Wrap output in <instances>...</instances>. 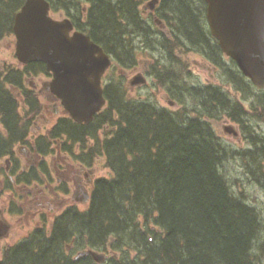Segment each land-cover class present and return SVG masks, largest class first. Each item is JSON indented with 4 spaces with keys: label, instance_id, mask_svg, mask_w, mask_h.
<instances>
[{
    "label": "trees",
    "instance_id": "1",
    "mask_svg": "<svg viewBox=\"0 0 264 264\" xmlns=\"http://www.w3.org/2000/svg\"><path fill=\"white\" fill-rule=\"evenodd\" d=\"M47 1L52 12L63 11L78 30L111 56L113 69L135 66L132 44L122 42L131 27L139 26L133 0ZM195 1L167 3L185 10L180 13L185 17V29L197 31L192 14L197 11L191 6L204 2ZM23 2L0 0V38L12 33L14 13ZM214 48L216 54L208 58L226 76L223 84L243 91L245 97L253 84L234 61L222 60L218 45ZM170 64L178 67L181 62L171 60ZM159 65V61L154 64L161 71L156 74V69L155 75L170 87V97L181 103V96L191 97L198 108L196 114H190L185 103L171 111L149 100L131 99L118 76L104 86L107 103L92 122L58 118L42 137L43 151L50 150L57 138H64L65 143L77 144L82 150L81 156L73 155L76 160L90 158L91 165L97 156H103L109 174L95 180L86 208L68 207L52 219L49 228L37 227L26 239L6 246L0 264H98L90 256L74 259L66 253L69 244L72 252L89 248L116 254L103 264H259L253 253L260 229L258 212L232 193L221 171L228 154L205 119L216 118L213 109L221 104L222 110L230 109L224 101L226 92L216 85L190 86L178 69ZM29 73L47 71L41 62L0 70L4 130L0 129V158L25 141L31 120L41 108L33 91L21 87L23 76ZM10 87L20 91L24 112H19L18 98ZM231 108L236 112L230 118L237 120L236 113L243 108L239 104ZM247 133L253 147L242 156L247 152L249 160H256L257 168L248 173L264 185V141L259 140L258 147V136L250 128ZM63 150L70 151L66 146Z\"/></svg>",
    "mask_w": 264,
    "mask_h": 264
},
{
    "label": "flooded vegetation",
    "instance_id": "2",
    "mask_svg": "<svg viewBox=\"0 0 264 264\" xmlns=\"http://www.w3.org/2000/svg\"><path fill=\"white\" fill-rule=\"evenodd\" d=\"M136 3V8L138 10L137 22L139 26H133L129 30V34H124L122 36L123 44H132L131 52L137 61V64L132 67V71H135L136 74H142L144 77L151 74L150 72L155 70L154 64L161 58H168L171 60H177L173 52L176 55L185 56V52L188 47H192L194 54L200 55L204 60L209 63L213 69L216 68L214 64L211 63L208 57H211L216 54L215 46L218 45V41L215 36L212 35L207 22L206 16V1L203 0V5H192V10H196L193 14L194 23H196L197 31L189 28L185 29L187 24H185L184 16H180L182 12L181 8H171L167 1L168 0H133ZM166 1V2H165ZM200 3L199 0L195 3ZM84 9V7H83ZM175 10V11H174ZM181 13V14H180ZM182 20V23H181ZM73 23V30H78L76 24ZM126 35V36H125ZM196 35V36H195ZM195 36V37H194ZM125 37V38H124ZM193 37V38H192ZM127 41V42H125ZM198 45V46H195ZM206 46V47H205ZM158 47V48H157ZM164 51L166 54L158 55L155 58L151 59L145 53V51L151 54V51L154 52L155 49ZM211 48L213 52L210 51ZM142 56V57H141ZM138 59L141 63L143 60L142 68L138 67ZM153 62V65H151ZM151 68V70H150ZM150 70V71H149ZM121 71H124L122 69ZM40 75L32 76L39 77ZM31 78V77H30ZM28 76H23V83L21 87L26 90L33 91L36 99L42 103L40 100L43 97V93L47 101H51L53 109L51 116L45 114L44 108L36 115L35 119H32L33 125L37 123L38 120H41L42 127L36 126V130L28 131L25 141L21 144H15L11 148V152L6 155L4 161L5 166H0V177L1 175L7 176L10 180L9 183L12 184L11 192H14V189L20 188L24 191V198L28 200L29 205L38 206L41 204V200L46 197L44 195L45 189H49L50 194L54 197L63 193L69 192V188L73 186V191L71 193V200L75 204L86 205L79 202V199L82 198L83 194L86 192L90 194L91 188L94 184V167L89 165L88 160L86 162H77L73 164L68 161L72 156L68 151H61L59 147V139L54 140L53 145L56 144L55 149H46L44 148L43 135L48 128L56 120H52V117L60 118L63 114L57 107H61L58 99L46 89V81H43L41 88H37V84L29 82L26 84V80L30 79ZM224 92H226L227 99L224 101L227 102L229 110L223 108L221 109L222 104L218 109H215L213 113H221L220 117H216V120L226 118L223 120L222 132L226 136H231L233 139L241 141L240 135L244 137L249 148L253 146L250 144V134L247 133V128L251 129L252 135H256L257 141L256 145L259 147L261 142L264 141V135L258 134L254 129V126L251 124V121H256V109L254 108L255 101L251 98L256 96V102L258 104L264 103V88H257L255 86L250 87L247 91V97H243L244 92L237 90L234 86H218ZM19 88V87H15ZM14 89V88H13ZM16 90V89H14ZM236 91L241 96H233L231 92L236 93ZM258 92H262V96H257ZM16 96L20 97V91L16 90ZM216 98V97H215ZM217 99V98H216ZM244 101H247V108H245ZM223 101H221L222 103ZM19 104V102H18ZM235 104L242 106V110L239 113H236L238 116L237 120H232L230 117H233L232 112H236L234 108ZM225 106V103H224ZM197 107L194 108L197 111ZM206 120L210 123L211 127V118L205 117ZM53 121V123H52ZM50 124V125H49ZM229 124L230 133L225 131L223 125ZM256 128V127H255ZM0 129L3 130V125L0 119ZM257 129V128H256ZM215 131V129L213 128ZM4 131V130H3ZM216 136L219 140V143L222 144V137L216 131ZM236 133V135H233ZM223 145V144H222ZM17 147V150L15 149ZM225 148V146L223 145ZM227 152V151H226ZM258 152V151H257ZM56 154V155H55ZM55 155V156H54ZM49 161L47 160V157ZM260 156V155H259ZM71 157V158H70ZM247 172L249 169L247 168ZM55 175V177H54ZM52 184L54 186H52ZM88 204V203H87ZM3 213L0 210V222L2 221ZM73 243V240H72ZM72 245L66 246L67 253H70ZM74 257V256H73Z\"/></svg>",
    "mask_w": 264,
    "mask_h": 264
},
{
    "label": "water",
    "instance_id": "3",
    "mask_svg": "<svg viewBox=\"0 0 264 264\" xmlns=\"http://www.w3.org/2000/svg\"><path fill=\"white\" fill-rule=\"evenodd\" d=\"M211 33L226 55L258 87H264V0H205ZM46 0H25L14 15L15 55L26 64L43 62L52 73L47 84L67 114L76 122L88 123L105 104L101 77L111 64L110 57L89 36L72 31L68 18L50 16ZM136 75L130 85L144 83ZM227 133H230L229 126ZM235 135V133H234ZM86 192L80 202H87ZM9 225L0 223V238ZM90 255L104 262V253L85 249L75 257Z\"/></svg>",
    "mask_w": 264,
    "mask_h": 264
},
{
    "label": "rangeland",
    "instance_id": "4",
    "mask_svg": "<svg viewBox=\"0 0 264 264\" xmlns=\"http://www.w3.org/2000/svg\"><path fill=\"white\" fill-rule=\"evenodd\" d=\"M52 15L56 19L62 18V14L58 12ZM14 42L15 38L13 34L6 35L0 39V68L5 69L7 67L19 66L14 54ZM157 48L154 52L151 51V54L145 51L146 55L153 59L160 54H166L164 51H161ZM192 49V47H188L185 51L187 53L185 56L176 55V53L173 52V55H175L177 58L176 61L181 62L178 67L172 66L170 64V59L168 58H161L158 61L161 64H165L166 67L169 66L170 68L173 67L174 69H178L186 83L190 86H202L206 83H211L214 85H227L223 84L226 77L224 73L219 71V69H213L212 66L207 63L202 56L192 53L194 52ZM142 63L143 60H141L140 63L138 59L139 69L142 68ZM151 65H153V62H151ZM151 72V75H146V81L143 85L130 87L128 81L133 77L134 74H136V72L132 71V69L119 71L118 69L111 68L104 75L103 84L106 85L109 81H114L116 77L120 76L124 86L126 87V94L131 99L149 100L150 102L158 106L165 107L171 111H176L182 108V104L185 103L189 113L196 114V111L192 110L193 107H195V102L191 97L185 95L181 96L180 100L183 101L182 103L176 98H171V92L169 91L170 87H165L163 82L159 79L160 76H156L153 70ZM160 72L161 71L158 68L156 70V74H160ZM43 81H46V77L40 75L39 77H31L30 79L26 80V84L28 85L29 82L35 83L37 84V88H41ZM231 94L235 97L238 95L241 96L237 91L236 93L231 92ZM262 94V92H258L257 96L260 97ZM171 99H173L175 102ZM251 99L255 101L254 108L256 109V112L254 113L256 114V121H251V124L254 126V129L258 132V134L260 133L264 135V103L258 104L256 102V96H253ZM40 100L43 103L42 108H44L45 114L47 116H51L53 109L52 102L46 100L44 93ZM170 101L172 103H170ZM243 103L247 108V101H244ZM19 108L20 111L23 112L22 104H19ZM57 108L60 112V108ZM220 116L221 113L216 114V117ZM55 118L56 117H52V120H55ZM225 119L226 118L224 117L219 120H216V118L211 119V124L215 131L221 135V142L225 146L228 154L227 159H225L223 163L221 171L229 182L232 193L245 199L247 203L254 206L258 212L260 229L258 236L254 241L253 253L256 256V261L259 264H264V185L257 182L247 172V167L245 166L246 159H244L242 153L247 151L249 145H247V142L245 141L242 134L240 135L241 141L223 134L222 121ZM41 125V120H38L36 125L34 124L31 127V130L33 128V131H35L36 126ZM59 143L60 149H64V146L70 149V151H68L70 155H82V150L77 144L73 145L71 142L65 143L64 138L63 141ZM55 148L56 144L53 145V149ZM15 149L17 150V147ZM49 158L50 157L48 156V161ZM88 159L91 160L90 158ZM71 160L73 164H77L78 162L73 157L68 159L69 162H71ZM5 164L6 163L4 159L0 160V166L2 169ZM252 164L256 165V160H252ZM92 165L95 168V177L106 176L109 174V168L105 166V160L103 156H97L94 159ZM9 180L10 179L5 175H1L0 177V210L3 213V218L9 224L7 237L0 240V254L4 247L14 244L27 236H30V232L35 228L41 226H46V228H49L52 219L73 203L71 200V193L73 191L72 186L68 189L69 192H61V194L56 197L52 196L49 189L46 188L44 192L46 197L41 200V204L38 206H31L28 204V200L24 198V191L22 189L16 188L14 189V192H11L12 184L9 183ZM52 186L54 185L52 184ZM84 206L85 205H79L78 207L83 208ZM77 246L80 247L79 245ZM106 250L109 251L108 248ZM75 252L76 251H73L71 256L74 255ZM111 254L112 253L109 252V256H111Z\"/></svg>",
    "mask_w": 264,
    "mask_h": 264
},
{
    "label": "bare ground",
    "instance_id": "5",
    "mask_svg": "<svg viewBox=\"0 0 264 264\" xmlns=\"http://www.w3.org/2000/svg\"><path fill=\"white\" fill-rule=\"evenodd\" d=\"M124 38H125V37H124ZM125 42H127V41H125ZM114 46H115V44H114ZM114 46H113V47H114ZM115 49H116V47H115ZM159 64H160L159 66H162L161 63H159ZM159 66H157V67H159ZM156 69H158V68H156ZM159 70H160V68H159ZM215 95H218V93H216ZM216 98H218V97L216 96ZM218 100H220V102L223 101V100H221V98H218ZM204 105H206V104H204ZM229 105H230V104H229ZM203 107H204V106H203ZM205 107H206V106H205ZM205 107H204V108H205ZM226 108H227V107H226ZM211 109H212V108H211ZM211 111H212V110H210L209 112L212 113ZM223 111H224V109H223ZM213 112H214V109H213ZM206 113H207V112H206ZM208 115H209V114H208ZM223 149L226 150L224 147H223ZM256 150H257V149H256ZM258 150H259V149H258ZM258 150H257V151H258ZM260 150H261V149H260ZM260 150H259V151H260ZM262 151H263V149H262ZM249 157H250V156H248V155H247V152H246V153L244 154V159H246V161H245V166H246L249 170H254V171H255V169L257 168V166L252 164V160H249Z\"/></svg>",
    "mask_w": 264,
    "mask_h": 264
}]
</instances>
